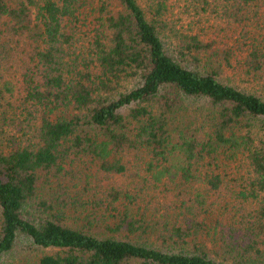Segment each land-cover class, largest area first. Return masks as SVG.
Segmentation results:
<instances>
[{
  "label": "trees",
  "instance_id": "obj_1",
  "mask_svg": "<svg viewBox=\"0 0 264 264\" xmlns=\"http://www.w3.org/2000/svg\"><path fill=\"white\" fill-rule=\"evenodd\" d=\"M176 1L234 45L173 0H0V261L264 264V97L234 84L264 92V0ZM78 156L98 163L86 202L64 183Z\"/></svg>",
  "mask_w": 264,
  "mask_h": 264
},
{
  "label": "rangeland",
  "instance_id": "obj_2",
  "mask_svg": "<svg viewBox=\"0 0 264 264\" xmlns=\"http://www.w3.org/2000/svg\"><path fill=\"white\" fill-rule=\"evenodd\" d=\"M172 13H171V20L175 19L179 21L178 26H184L186 29L192 30V32L199 33L200 29L201 33L203 35H206V41H209L214 44V46H221V48H227L226 43H228L229 46L234 45L233 39H235L238 35V30L235 29V26H229L226 23H216L215 16L211 15L210 21L207 17H205L203 24H192L190 22L191 15H188L186 11V6L184 2H177L176 0H173L172 2ZM197 17V16H194ZM193 17V19H194ZM196 20V18L194 19ZM232 37V38H230ZM220 48V49H221ZM213 57L203 56L200 60V62H193V64H187L190 67L201 70V71H208L214 68V66H218L217 64H213L214 62ZM227 71V68L224 70ZM219 79L226 80V73L223 72L221 75L218 76ZM236 81L234 84L240 86L242 89H253V91L257 92V94H261L264 97V92H262L261 88L258 87H252L246 80L242 78H236ZM263 93V94H262ZM199 101V100H198ZM203 102V101H202ZM201 101L199 102H189L187 107L184 108V110L177 114V117H185L186 121L188 123L192 122L193 119H195L196 114L199 112V107L202 104ZM196 124H192L191 126L193 128H196ZM128 158L131 160L130 165L131 167H134L136 164L134 155H129ZM76 160L78 162V165L73 167V169H70L69 175L67 176L66 181L64 182L67 184V187L75 194L81 197L80 199L83 200V202H86L88 199V190L91 189L92 186L96 188L95 186V176L98 169V163L95 159H92L91 157H83L79 158L76 157ZM140 172L142 175H145V164H143L142 160H137ZM56 179V178H55ZM140 178H136V180H139ZM57 180V179H56ZM58 181V180H57ZM129 182H132L133 179L128 178ZM142 197L139 199V201L142 198H147L148 200L153 199L154 197L163 198L164 192L162 191V188H157L155 186L147 188L144 190V192L141 193ZM146 199V200H147ZM92 200V199H90ZM145 203H141L142 208H145ZM41 211V212H40ZM37 213L38 214H44V210H40ZM70 221V220H65ZM86 223V222H84ZM118 236V235H117ZM134 237V236H132ZM151 244L159 245L158 242H156L153 239H150ZM164 249H167V246L163 245L161 246ZM172 247V246H169ZM179 249V248H178ZM40 254H43V251H34L29 246H22L19 245L14 251L10 252L9 254L5 255L1 261L0 264H31L33 260H35Z\"/></svg>",
  "mask_w": 264,
  "mask_h": 264
}]
</instances>
